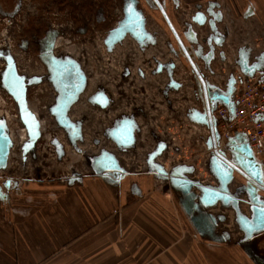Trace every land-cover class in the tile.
Instances as JSON below:
<instances>
[{
    "label": "flooded vegetation",
    "instance_id": "af4514ba",
    "mask_svg": "<svg viewBox=\"0 0 264 264\" xmlns=\"http://www.w3.org/2000/svg\"><path fill=\"white\" fill-rule=\"evenodd\" d=\"M230 8L250 13L262 7L257 0H0V29L6 27L0 30V92L11 111L6 169L12 164L0 176L1 195H21L32 183L73 185L94 175L113 183L153 180L160 168L177 165L192 171L194 182L219 187L209 173L214 152L208 126L194 123V111L211 104L201 79L230 90L234 100L249 76L241 65L245 55L250 65L261 66L256 73L264 81V57L251 61L248 49L237 44ZM9 61L39 122L40 136L27 151L28 130L3 87ZM237 138V146L246 143ZM220 152L241 168L234 145ZM248 182L234 170L229 190L239 211L253 219ZM257 189L264 202V188ZM232 202L215 204L227 227L231 208L237 218ZM236 223L244 254L264 264V229L248 236Z\"/></svg>",
    "mask_w": 264,
    "mask_h": 264
},
{
    "label": "crops",
    "instance_id": "0c3cea01",
    "mask_svg": "<svg viewBox=\"0 0 264 264\" xmlns=\"http://www.w3.org/2000/svg\"><path fill=\"white\" fill-rule=\"evenodd\" d=\"M257 2L262 8L250 13L227 12L251 61L264 57V0ZM169 181L94 175L73 185L32 183L18 196L0 192V264H253L220 232L219 205L209 209ZM202 212L212 214L211 233L194 223L205 222Z\"/></svg>",
    "mask_w": 264,
    "mask_h": 264
},
{
    "label": "water",
    "instance_id": "95a60500",
    "mask_svg": "<svg viewBox=\"0 0 264 264\" xmlns=\"http://www.w3.org/2000/svg\"><path fill=\"white\" fill-rule=\"evenodd\" d=\"M242 69L245 73L249 74L250 77L257 75L256 71L261 68V66L250 65L246 56H242ZM260 71V70H259ZM18 78V83L13 86V78ZM201 79V78H200ZM3 87L6 91L12 95L18 105L20 112V118L22 123L25 125L29 133V141L24 145L25 151L31 149L38 137L40 136L39 122L36 119L34 113L29 109L26 99V87L24 80L20 77L16 71L13 61H9L6 70L2 75ZM201 82L203 87L207 88L208 95L211 100V104L208 106L205 112L194 111V123L206 124L210 130L208 149L214 152V158L212 163V169L210 172L215 175L220 181L219 187H208L203 186L191 177L193 172L187 167L175 166L174 168L163 167L159 169V175L163 179L171 180V184L174 188H177L184 196H188L190 199L199 200L205 207H210L218 202H223L224 204H230L234 201L233 206L236 208V221L240 223V228L243 229L248 236H251L254 231L264 229V217H262V209H264V202L260 200L258 194V187L264 188V182L261 180L259 173H261L262 166L261 162L254 156L248 142L243 143L241 146H237V137L232 138L228 141V145H234V150L236 151L237 157L240 160L241 168L235 164L228 161L223 154L218 149L219 140L221 133L218 127V118L213 116V112L216 108L217 103H221L225 106L229 114L224 118L226 121H231L235 114V102L231 100L230 90L227 92L211 87L210 84H206L205 80L202 78ZM130 135V133H129ZM129 135L125 134V140L129 141ZM242 137V136H240ZM244 139V138H243ZM11 147V140L8 134V127L6 120L0 117V170H5L8 165V157ZM110 160L114 161L112 157ZM234 170H238L244 176L248 178L250 182L249 191L251 193L253 203L254 218L250 219L239 211L238 200L230 192L229 184L233 178ZM105 169L98 170V174H103ZM251 183V184H250ZM200 193V194H199ZM198 208V204H195ZM212 217V214L209 213Z\"/></svg>",
    "mask_w": 264,
    "mask_h": 264
},
{
    "label": "built area",
    "instance_id": "2783aa9c",
    "mask_svg": "<svg viewBox=\"0 0 264 264\" xmlns=\"http://www.w3.org/2000/svg\"><path fill=\"white\" fill-rule=\"evenodd\" d=\"M233 101L236 107L234 118L231 121L224 119L229 114L225 106H221L216 111L221 133L218 149L225 148L232 138L242 136L248 142L254 156L261 162L264 170V81L260 80L258 75L244 76ZM0 115H3L5 120L11 116L8 97L1 92ZM192 127L195 129L197 124H192ZM207 133L210 134L209 129ZM176 158V155L171 156L169 163Z\"/></svg>",
    "mask_w": 264,
    "mask_h": 264
},
{
    "label": "rangeland",
    "instance_id": "374dc122",
    "mask_svg": "<svg viewBox=\"0 0 264 264\" xmlns=\"http://www.w3.org/2000/svg\"><path fill=\"white\" fill-rule=\"evenodd\" d=\"M6 29V27H4V29H0L1 31H4ZM12 123V122H11ZM10 127V126H9ZM8 127V128H9ZM20 127V125L18 126ZM11 128V127H10ZM21 128V127H20ZM22 133H23V130H21ZM169 159H171V156L169 157ZM170 161V160H169ZM10 166H8L7 169H5L4 171H1L0 172V176L2 177H5L8 175V173L11 171V161H10ZM210 170V169H209ZM210 175H213L210 171H209ZM237 183V182H236ZM230 210L232 211H228V215L230 216V218H228V220L231 222V226L227 227V226H223L222 230L220 231L222 234H224L226 237H228L230 240H232L234 238V241L236 242H240L241 244L244 245V242L242 243L241 241H244L243 238H244V235H242L237 229V223H236V220H235V213H233V209L231 208ZM222 226V225H221ZM228 239V241H229ZM262 245H264V242H262ZM242 253L244 254V252L242 251ZM245 255V254H244ZM240 260H245V258H243V256L240 257Z\"/></svg>",
    "mask_w": 264,
    "mask_h": 264
},
{
    "label": "trees",
    "instance_id": "16d2710c",
    "mask_svg": "<svg viewBox=\"0 0 264 264\" xmlns=\"http://www.w3.org/2000/svg\"><path fill=\"white\" fill-rule=\"evenodd\" d=\"M191 210H192V208H191ZM190 210V211H191ZM189 211V212H190ZM202 216L206 219L205 220V222H202V221H198L197 220V217H195L194 216V218H193V220H194V223H195V225L199 228V229H201L202 231H205V233H211L212 232V228H213V225L211 224V222L213 223V221H212V217L209 215V213H207V212H202ZM208 224V225H210L211 226V228L209 227V228H207V227H203L202 226V224Z\"/></svg>",
    "mask_w": 264,
    "mask_h": 264
},
{
    "label": "snow or ice",
    "instance_id": "6c2138e0",
    "mask_svg": "<svg viewBox=\"0 0 264 264\" xmlns=\"http://www.w3.org/2000/svg\"><path fill=\"white\" fill-rule=\"evenodd\" d=\"M131 10H132L131 5H129V11ZM17 83H18V78L14 77L13 82H12L13 86H15ZM259 175H260L261 180L264 181V172L259 173ZM262 217H264V209H262Z\"/></svg>",
    "mask_w": 264,
    "mask_h": 264
}]
</instances>
